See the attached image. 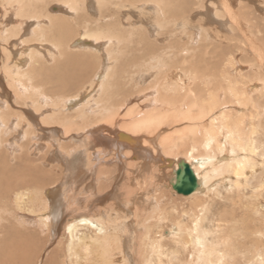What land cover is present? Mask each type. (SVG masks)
<instances>
[{"label":"bare ground","instance_id":"1","mask_svg":"<svg viewBox=\"0 0 264 264\" xmlns=\"http://www.w3.org/2000/svg\"><path fill=\"white\" fill-rule=\"evenodd\" d=\"M233 1L222 0V10L231 26L241 29L244 26L231 12ZM52 2L58 4L53 11L60 12L49 10ZM187 4L188 0H0V49L4 53L0 97H5L7 104L0 100V106L15 111L13 115L12 111L8 113L10 110L0 111V264H264V52L257 42L245 37L249 42H243L244 52L248 49L254 56L252 61L245 60L248 66L240 62L238 55L223 52L218 67L195 66L191 64L195 50L184 49L178 38L174 39L177 43L158 44L167 40L164 34L178 37V27L184 31L190 28L189 12L185 15ZM194 5L195 14L204 12L213 22L216 20L210 13L222 15L216 1L198 0ZM137 8L147 15L155 11L161 32L150 44L145 39L131 42L136 31L152 34L154 30L151 24L132 19L130 13ZM66 11L77 16L70 19ZM34 20L36 37L26 40L24 32ZM70 20H74L79 37L71 36V43V38L63 42L56 36L53 39L59 52L72 61L71 69L81 72L68 80L70 93L62 95L61 89L47 92L46 88L39 89L41 85L35 80L36 85L29 86V72H37L40 64L27 66L31 70L24 71V59L12 60L14 44H20L21 52L33 48L29 56L34 63H41L48 49L34 50V40H43L40 34L54 30L70 33ZM46 21L50 27L44 24ZM199 21L196 27L201 31V46L211 52L208 48L215 41L209 39L221 40L215 34L222 27L210 30L204 19ZM221 21L216 22L223 26ZM137 24L142 27L137 28ZM191 32L189 38H195ZM238 37H234L236 43L229 37L234 43L227 44H239ZM106 38L109 53L117 44L125 52H118L121 64L136 70L131 72V80L151 76L150 86L142 90H156V103L130 105L134 98L126 96L121 88L128 75L122 83L112 81L116 72L111 67L107 78L104 75L98 107H80L81 111L69 113L72 98L81 93V76L88 81L92 71L98 69L99 77L104 73L105 61L99 57H104L101 43ZM78 48L86 50L87 61L82 53L73 51ZM214 51L212 56H217ZM131 52L134 57L129 58L126 54ZM186 52L190 53L189 60ZM93 55L99 58L96 66ZM4 80L10 83L19 104L10 100L14 98H10ZM22 86H29L26 93ZM29 97L36 103L37 112L45 108L47 115L38 120V115L26 109ZM42 102L47 106L43 107ZM129 105L123 113L122 107ZM16 148H22V152L17 154L20 149ZM182 161L191 166L198 186L190 196L185 195L193 201L180 213L181 207L171 198L179 193L173 183ZM220 178L228 182L229 205L211 217L212 202L205 194L207 183L212 179L217 183ZM251 185L253 195L249 198L244 192ZM237 208L244 213L237 215ZM6 221L15 223L11 229L25 243L14 257L11 244L8 248L11 229ZM31 223L38 224L37 229ZM168 236L177 246L166 244ZM55 240L57 244L43 258L45 247ZM180 249L189 254L184 258Z\"/></svg>","mask_w":264,"mask_h":264},{"label":"rangeland","instance_id":"2","mask_svg":"<svg viewBox=\"0 0 264 264\" xmlns=\"http://www.w3.org/2000/svg\"><path fill=\"white\" fill-rule=\"evenodd\" d=\"M186 1V0H185ZM196 1H198V0H188V2H189V4H187L186 6H185V15L186 14H188L187 12H189V18H190V22H189V25H190V28L187 30L186 28H185V31H184V28L182 27H178L177 28V30H176V32L178 33V37H175V36H173V37H169V34H164L165 36H166V41L164 40L163 42H158V44H162L163 46H165L166 44H168V43H170V42H174V43H177V42H175L174 41V39L176 40V38H178V40H179V42H182V47L184 48V49H186L187 47H190V48H192V50L194 49L195 50V55H196V57H194V59H192L191 60V64L193 63V65H195V66H216V67H218V65L222 62V60L224 59V55L225 54H227V56L231 53H233L232 55H235V56H237V58L239 59V60H241L240 62L241 63H243V65H249L248 63L249 62H246V61H252L253 60V54H252V52H249L248 51V49H247V52H244L245 50V48H243L245 45L243 44V42L244 41H246L247 39V37H249V39H253V41H255V42H257L256 44L259 46V49L261 50V51H263L264 52V0H234L233 2H232V14H235V16L238 18L237 20H238V22L240 23V25L242 24L244 27H240L241 29H239L237 26L235 27V28H233L232 26H231V22H229V21H227L228 20V17H227V14L226 13H224L223 12V8L222 7H224V5L222 4L223 2H221L222 0H213V1H216V3H217V6L219 7V8H221L220 9V11H221V14L222 15H215L214 14V11H213V13H210L211 14V17L213 16L214 18H215V20L218 22V21H221L222 19V21L221 22H224V25H226L225 23H229L228 25H229V27H227L228 25H226V27L223 25H219L216 21V23L215 22H213V21H211V19L209 18V16H207V14L206 13H204V12H202V13H200V14H195L196 13V9H195V7H197L196 5H194V2H196ZM94 2V1H93ZM262 2H263V4H262ZM221 4H222V6H221ZM56 5H58L56 2H52L51 4H50V7H49V10L50 11H52V12H60L59 10H54L53 11V6H56ZM194 6V7H193ZM199 8V7H198ZM200 10H202L201 8H200ZM240 10V11H239ZM148 11V10H147ZM146 11V12H147ZM203 11H204V9H203ZM238 13H237V12ZM242 11V12H241ZM66 12H68L67 14H68V17L70 18V19H73L72 18V15L73 16H77V14L75 13V12H71V11H66ZM96 13V12H95ZM93 13V15H95V18L97 19L98 18V14L96 13ZM140 13V14H139ZM131 14V16H132V19L134 18H136L139 22L138 23H142V22H145L147 25L148 24H151V27L152 28H154V30H152L151 29V31H153L152 32V34L150 33V32H148L147 30H144V32H142V33H139V31H136V33H134V35H135V38L133 39V41H131L132 42V44H137V42H138V40L139 39H145L146 41H147V43H149V41L151 42V39H155V36L154 35H158L160 32H161V28H160V26L158 25V23L156 22V15H155V11L153 12V14L152 13H150L149 15H147V13H142V12H140V9H134V12H133V10H132V12L130 13ZM192 14V15H191ZM97 15V16H96ZM140 15H141V17H140ZM205 15V16H204ZM243 15V16H242ZM126 17H128V15H126ZM138 17V18H137ZM243 18V17H245V19H240V18ZM193 18V19H192ZM219 18H221V19H219ZM201 19H204V25H206V27L208 28V29H212L214 26H219V28H221L218 32L220 33H216V32H213V33H216L215 35L219 38V36L220 37H222L221 38V40L220 39H218V41L214 38V39H209V40H211V41H215L214 42V44H211L210 46H209V48H208V46H207V48L208 49H210V48H212L211 50H215V48H216V50L214 51V52H216V55L217 56H212V54L211 53H213V51H211L210 52V50L208 51L207 49H206V47L204 48V47H202L201 45H203L204 43H202L203 41H201V39H200V37H199V34H201V31H200V29L199 28H197L196 26L198 25V23H200V21L199 20H201ZM226 19V20H225ZM231 19V18H230ZM192 20V21H191ZM232 20V19H231ZM35 21V20H34ZM178 21H181V20H178ZM70 24H71V26H72V29H71V31H70V33L69 32H67V31H62V30H54V31H49V33H47V34H40L41 35V37H42V39L43 40H34V43H32V46L34 45H36L37 47H35L34 48V50L36 49H38V50H41V51H44L45 52V50L46 49H48V50H46V55L47 56H45V58H43V61L41 62V63H34L33 62V59L29 56L31 53V50H33V48H29V49H27L26 51H25V49H22V51L24 52V56H23V52H21V48H20V44H18V43H15L16 41H14L13 42V44H14V46H13V49H15V51H17L16 52V54H15V51L12 49V60H20V59H24L25 61H23V66H24V71L25 70H31L30 68H32L33 66H35V65H37V64H40L36 69H35V71H37V72H35V73H30L29 72V74L31 75V77H32V80H30L29 79V81L30 82H26V83H28V85L30 86V85H34L35 84V81H36V83H37V85L39 86V85H41V86H39V89H45V91H47V92H55L56 90H58L59 91V89H61L63 92L61 93L62 95L63 94H69L70 93V90H69V87H68V84H67V82H68V80L70 81V80H72L71 78H72V76H73V74H76V75H79L80 73H79V71L78 70H75V69H71V67H72V65H70V64H72V61L69 59V57L67 56H65V55H63L61 52H59L60 51V49H58L57 47H56V45L54 44L55 42L53 41V39L55 38V36H56V38H59V39H61V41L63 42L64 40H66V39H68V38H71L70 39V43H71V40L73 39V38H76V36H78L79 37V32H76V25H74L75 23H74V20H70V21H68ZM153 22H155V23H153ZM211 22H213V23H211ZM180 23V22H179ZM179 23H178V25H179ZM246 23V24H245ZM251 23H253V24H251ZM36 24H37V22L35 21L34 22V24L29 28V29H27L26 28V30H25V34H24V38L26 39V40H30V38L32 39V38H35L36 36H35V32H34V27L36 26ZM43 24V23H42ZM42 24H40V25H42ZM44 24H46L47 25V27H50L49 25H50V23H49V21H46V22H44ZM126 24V26H128V23H125ZM210 24H214V25H210ZM222 24V23H221ZM241 25V26H242ZM245 25H246V28H245ZM252 25H254V27L252 26ZM137 26V28H141L142 27V25H140V24H137L136 25ZM221 26V27H220ZM249 26H251V27H249ZM156 27V28H155ZM250 28V29H249ZM243 29H249V30H243ZM163 30V29H162ZM259 30H260V32H259ZM58 31V32H57ZM165 33H166V30H163ZM191 31H193V35H194V37L195 38H189V36H190V34L192 33ZM237 31H239V32H237ZM241 31H245L244 33L242 32L241 33ZM253 31V32H252ZM255 31H258V32H255ZM222 33V34H221ZM236 33H238V34H236ZM241 33V34H240ZM247 33V34H246ZM255 33V34H254ZM226 35V37L224 36V35ZM235 35V36H239L238 37V42L237 43H239V44H234V45H229V44H233L234 42L236 43V38H234L233 37V35ZM242 35H244V36H242ZM251 35H253V36H251ZM54 36V37H53ZM64 36V37H63ZM71 36H73V38L71 37ZM159 36H161V35H159ZM164 36V37H165ZM224 36V37H223ZM260 36V37H259ZM37 37H38V35H37ZM151 37V38H150ZM167 37H169V38H167ZM232 38L231 40L232 41H234V42H231V40L230 39H228V38ZM242 37L244 38V39H242ZM246 37V38H245ZM253 37V38H252ZM262 37V38H261ZM49 38H50V40H49ZM65 38V39H64ZM172 38V39H171ZM183 38V39H182ZM186 40H185V39ZM223 38H224V41H226V42H224L223 41ZM261 38V39H260ZM170 39V40H169ZM249 39L247 40V42H249ZM74 40V39H73ZM46 43H45V42ZM67 41V40H66ZM74 42V41H73ZM92 42H94V40L92 41ZM165 42V43H164ZM186 42V43H185ZM222 42H223V44H222ZM229 42V44H227ZM20 43V42H19ZM48 43V44H47ZM217 43V44H216ZM219 43H221V45L219 44ZM16 44H18V45H16ZM50 44V45H49ZM55 46H54V45ZM97 44H99V42H97ZM102 45V48H101V51H102V53L104 52L105 54H104V57H99L100 58V60H104L105 61V66H104V73H103V75L101 76V77H99L100 75H98V69H96V72L94 71V73H92L91 72V78H90V80H88V81H86V79H85V77L84 76H81V79H82V86H81V88H80V90L78 91V92H80L81 91V93H76L75 94V96L77 97V96H79L78 98H76V97H74V98H72V101H73V103H72V107H70L68 110L70 111L69 113H77V112H79V111H81L82 109L81 108H86V107H90L91 109H96L97 107H98V104H99V99H100V97L102 96V94H103V89H104V84H105V78H104V75H106V78H107V74H108V72H109V70H110V68L112 67V68H114V70H115V72H116V77L114 78V80H112V81H119V82H121L122 83V78H124V77H127V75H128V79H124L123 81L125 82L124 83V86H122L121 88L123 89V92H125V94H126V96H130V97H132V98H134L133 100H132V102L130 103V105H137V106H140V104L142 105V104H145L146 102L147 103H151V101H153L154 100V103H156L155 102V98H156V96H157V92H156V90L155 91H151V92H145V91H143L142 90V88H147L148 86H150V82L152 81V79H151V76L150 77H145L146 79H143L142 77L143 76H139V78L137 79V78H134V80H136V81H133V80H131V75H133L134 73H131V72H136V70L135 69H130L129 67H127L126 65L127 64H121V60H120V58H119V56L121 55L120 53H118V52H121V47H118V45L117 44H113V46H112V49H113V51L111 52V53H109V51H110V49H108V47H109V39L108 38H106L105 40H103L102 41V43H101ZM150 44V43H149ZM185 44V45H184ZM226 44V45H225ZM223 45V46H222ZM227 45H229L230 47V50H229V48H226V46ZM240 47H239V46ZM2 45H0V47H1ZM39 46V47H38ZM41 46V47H40ZM50 46V47H49ZM218 46H220V47H218ZM221 46L223 47V48H221ZM231 46H232V48H231ZM234 46H236V48H234ZM48 47V48H47ZM175 47V46H174ZM218 47V48H217ZM242 47V48H241ZM201 48H203L204 50L203 51H201ZM225 48V50H223ZM2 49V48H1ZM1 49H0V70L2 71V69H3V67H1V65L3 66L4 65V53H3V51H1ZM228 49V50H227ZM237 49H239V51H237ZM258 49V50H259ZM20 50V51H19ZM109 50V51H108ZM200 50V51H199ZM18 51H19V53H18ZM48 51H49V53H48ZM73 51H76V52H79V53H82L81 55H83V56H85V61H87L86 60V58H87V55H88V53H86V50H84V49H80V48H78V49H74ZM51 52H53V53H51ZM84 52V53H83ZM137 53H139L140 54V50H138V51H136ZM178 52V51H177ZM200 52H204L203 54H202V57H199V56H197L198 55V53H200ZM205 52H207V53H205ZM208 52H210V54L208 53ZM222 52L224 53V55L222 54ZM234 52H236L235 54H234ZM241 52V53H240ZM57 53H58V56H56L57 55ZM122 53V55L125 53L124 51H122L121 52ZM197 53V54H196ZM50 54V55H49ZM112 54L114 55V56H112ZM186 54V57H187V60H189L188 59V55L187 54H190V53H188V52H186L185 53ZM214 55H215V53H213ZM242 54V55H241ZM252 56H251V55ZM23 57H22V56ZM61 57H60V56ZM116 55V56H115ZM129 58H131L132 56H133V53L131 52V54L129 53V54H126ZM209 55V56H208ZM244 55V56H243ZM1 56H3V57H1ZM53 56V57H52ZM94 56V55H93ZM207 56L208 57H211V58H207ZM241 56H243V58L242 59H240L241 58ZM20 57H22V58H20ZM50 57V58H49ZM52 57V58H51ZM57 57V58H56ZM113 57H115V58H113ZM134 57V56H133ZM214 57H217V58H214ZM219 57V58H218ZM245 57L247 58V59H245ZM59 58V59H58ZM97 56H94V59H96V61L95 62H93V65L94 66H96V64L98 63V59H99ZM181 58H183L182 56H181ZM191 58H193V57H191ZM215 60H214V59ZM251 60H250V59ZM6 59V58H5ZM26 59L28 60V61H26ZM47 59V60H46ZM118 59V60H117ZM46 60V61H45ZM56 60H57V62L58 63H56ZM59 60V61H58ZM64 60H67L66 62H64ZM102 60V61H103ZM202 60V61H201ZM213 60V61H212ZM238 60V61H239ZM246 60V61H245ZM3 61V62H2ZM75 61H76V59H75ZM82 61V60H81ZM108 61V62H107ZM210 61H212V63L210 62ZM217 61H219V62H217ZM28 62V64H26ZM40 62V61H39ZM47 62V63H46ZM209 62V63H208ZM247 64H246V63ZM16 63V62H15ZM14 62H12V65H14L15 64ZM56 63V64H55ZM60 63V64H59ZM70 63V64H69ZM198 63V64H197ZM48 64V65H47ZM207 64H209V65H207ZM70 65V66H69ZM190 65V64H189ZM27 66H29L28 68H26ZM45 67H49L50 69H47V68H45ZM185 67H186V65H185ZM60 68V69H59ZM44 69V70H43ZM68 69V70H67ZM70 70H72V71H74V72H72V71H70ZM133 70V71H132ZM144 70V69H143ZM248 70V69H247ZM140 71V73L141 72H143V71H141V70H139ZM16 72H18V70H16ZM72 72V73H71ZM89 72V71H88ZM130 72V73H129ZM145 72V71H144ZM1 73V72H0ZM36 73H40V78H38L39 76H38V74L36 75ZM107 73V74H106ZM22 74V73H21ZM135 74H138V73H135ZM2 75V74H1ZM34 75V76H33ZM42 76V77H41ZM41 79V80H40ZM85 79V80H84ZM140 79V80H139ZM151 79V80H150ZM35 80V81H34ZM42 80H44V81H42ZM84 80V81H83ZM107 80V79H106ZM5 81V80H4ZM24 81H26L25 79H24ZM33 81V82H32ZM39 81V82H38ZM94 81V82H93ZM44 84V88H43V84ZM60 82V83H59ZM66 84H65V83ZM91 82V83H90ZM97 82V83H96ZM111 82V81H110ZM129 82V83H128ZM143 82H146L147 84H145V83H143ZM29 83H33V84H29ZM100 83H102V84H100ZM113 83V82H112ZM4 84H5V86H6V88H7V90L10 92V98H14V99H10V100H13V101H16L17 102V97H16V95H14V97H13V94H14V90H13V88L10 86V83L9 82H7V81H5L4 82ZM8 84V85H7ZM145 84V85H144ZM36 85V84H35ZM94 85V86H93ZM102 85V86H101ZM28 86V87H29ZM61 86V87H60ZM147 86V87H146ZM25 86H22V89H23V91L26 93V90H27V88L28 87H25ZM95 87V88H94ZM98 87V88H97ZM83 88V89H82ZM96 89V90H95ZM13 90V91H12ZM89 90V91H88ZM75 92V91H74ZM73 92V93H74ZM154 92V93H153ZM85 93V94H84ZM151 93V94H150ZM99 94H101V95H99ZM148 94V95H147ZM145 95H147V96H145ZM153 97H152V96ZM82 96V97H81ZM16 97V98H15ZM1 98V97H0ZM5 97H3V98H1L0 100H2L3 102H4V100H5V104L4 105H7L6 104V99H4ZM30 98V97H29ZM28 98V99H29ZM27 99V100H28ZM87 99V100H86ZM92 99V100H91ZM97 99V100H96ZM135 100V101H134ZM30 101V102H29ZM29 101H27V104H28V107H30V108H28L27 107V104H26V106H25V108L26 109H29V110H31L34 114H36V115H38V120L39 119H41V116L43 117V116H45V115H47V112L45 111V108L44 109H42V110H44V111H40V112H37V110H36V107H35V105L34 104H36L35 102H33L32 100H31V98L29 99ZM75 101L77 102V103H75ZM80 101V102H79ZM121 101V100H120ZM15 102V103H16ZM92 102V103H91ZM122 102V101H121ZM12 103H14V102H12ZM18 104H19V102H17ZM33 103V104H32ZM96 103V104H95ZM139 103V104H138ZM32 104V105H31ZM42 104H44L43 105V107H45V105L47 106V103H43L42 102ZM76 104V105H75ZM90 104V105H89ZM93 104V105H92ZM4 105H1L0 107V111L1 112H3V111H9L8 113H10L11 111H12V115H13V112H15L14 110H13V108L11 107L10 109L8 108V106L7 107H4ZM89 105V106H88ZM130 105L129 106H127V107H122V109H121V111L123 112V113H125L124 111H126L127 109H129V107H130ZM152 105V104H151ZM51 106L50 105H48V107L47 108H50ZM63 108L65 107V104L62 106ZM80 108V110H79V108ZM15 109V108H14ZM17 110V109H16ZM72 110V111H71ZM48 113H51V112H48ZM14 125H15V122H14ZM45 126H49L48 124H44ZM1 127V126H0ZM23 142V140H21V142L20 143H22ZM21 145V144H20ZM13 149H15V148H13ZM16 149H20V151L18 150L17 152H16V150L15 151H13V153L12 154H14L15 152L17 153V154H20L21 152H22V148H16ZM15 153V155H17ZM13 158V156L11 155V159ZM258 173H254V176H256ZM253 179V182L255 181L254 179V177L252 178ZM226 179H222V178H220V179H217V183H216V181H214V179H212V180H210L208 183H207V190H206V192H205V194L206 195H208V199H209V201L210 202H212V212L210 213V216L211 217H213V213L214 212H218V211H222V210H224V208H226L228 205H229V201H228V199H226V197H227V194H229L228 193V182H226L225 181ZM214 181V182H213ZM219 182V183H218ZM216 183V184H215ZM227 184V185H226ZM221 188V189H220ZM247 188V187H246ZM252 185L250 186V188H249V190H248V188H247V190L244 192L245 193V195H247V197H251L252 195H253V193H252ZM1 194V193H0ZM263 194V193H262ZM173 195V197L171 198V200L172 199H174V200H172V201H174L175 203H177V205L178 206H180L181 208L179 209V211H180V213H182V211H184L185 209H186V207L193 201L192 200V198H186V197H188V196H190V195H188V196H185V195H181V194H179V193H175V194H172ZM250 195V196H249ZM262 198H264V194L261 196ZM248 198V199H249ZM192 200V201H191ZM191 201V202H190ZM226 202V203H225ZM225 203V204H224ZM222 204V205H221ZM224 204V205H223ZM223 206V207H221V206ZM221 207V208H220ZM215 208V209H214ZM223 208V209H222ZM238 210L236 211L237 212V215L239 214V216L240 215H242L243 213H244V210L242 209V208H237ZM175 214H177L175 211H174V215ZM0 215H1V212H0ZM210 217V218H211ZM174 219V218H173ZM171 222H175V220H172ZM9 223V227H10V229L11 228H15V223H11V222H8V221H6V224H8ZM206 224V226H208V227H211L209 224H208V222H206L205 223ZM38 225V224H37ZM37 225H35V224H32L31 223V225L30 226H32V228L33 229H37L36 228V226ZM250 225H253L251 222H250ZM9 236H8V240H9V245H8V248H10V244H11V252H12V254H13V257L15 256V255H18V254H20L21 253V251L23 250V248H25V243L23 242V237H21L20 235H19V233L18 232H16L15 231V229H11L9 232ZM169 239V240H168ZM166 244H168V245H170L171 247H174L175 245L177 246V243L175 242V241H173V238L171 237V236H168L166 239ZM168 240V241H167ZM172 240V241H171ZM213 240H211V238H210V240H209V242H212ZM246 241V240H245ZM57 244V240H55V241H53V242H49V244L45 247V250H44V253H43V255H42V257L43 258H46L47 256H48V254H49V252L53 249V247L55 246ZM175 244V245H174ZM254 246H255V244L254 243H252ZM262 244V243H261ZM54 245V246H53ZM262 245H264V244H262ZM39 247V245L36 247V248H38ZM3 248V247H2ZM40 248V247H39ZM38 248V249H39ZM5 249H7V247L4 245V250ZM181 251H182V253L184 254H182L183 255V257L185 256V255H187V254H189V251H187V252H185V250L184 249H180ZM36 256V254H34L33 255V258ZM185 258V257H184ZM34 260V259H33ZM139 262V261H138ZM34 262H31V264H33Z\"/></svg>","mask_w":264,"mask_h":264},{"label":"water","instance_id":"3","mask_svg":"<svg viewBox=\"0 0 264 264\" xmlns=\"http://www.w3.org/2000/svg\"><path fill=\"white\" fill-rule=\"evenodd\" d=\"M176 182L173 188L179 193L189 195L195 191L198 186V180L191 166L185 162H180L179 168L175 171Z\"/></svg>","mask_w":264,"mask_h":264}]
</instances>
